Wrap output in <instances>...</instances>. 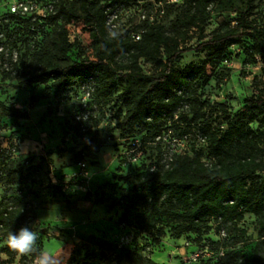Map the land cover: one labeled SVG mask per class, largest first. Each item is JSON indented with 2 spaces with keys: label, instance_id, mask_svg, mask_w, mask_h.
Listing matches in <instances>:
<instances>
[{
  "label": "rangeland",
  "instance_id": "obj_1",
  "mask_svg": "<svg viewBox=\"0 0 264 264\" xmlns=\"http://www.w3.org/2000/svg\"><path fill=\"white\" fill-rule=\"evenodd\" d=\"M160 1L130 0L128 5L117 7L108 18L109 32L132 37L145 21H150V16L170 30L175 15L183 9L182 0ZM224 1L210 0L206 8L209 18L202 34L190 28L184 47L196 46L226 23H237V15L230 7L239 9L242 5L239 0H233L231 6ZM37 3L38 24L19 27L8 22L4 6L0 5V101L27 109L25 118L0 115V204L6 217L5 223L0 224V258H9L11 264H33L34 254L19 256L6 245L9 231L28 226L40 233L37 248L61 254L63 264H69V257L73 258L70 264H112L117 255L127 252L141 256L147 261L143 260V264H223L226 252L236 254L241 264H264L260 258L264 243L260 242L252 214H245L236 230L228 228L229 222L220 226L212 219L211 230L202 237L186 234L178 239L168 232L171 221L162 217L160 223L167 228L158 244L153 243L149 233L135 228L131 220L119 221L121 210L109 208L108 203L129 192L130 186L115 175L137 172L140 162L157 167L165 163L171 149L162 146L158 152L153 145H145L135 137L138 147L129 151L133 136L121 124L124 108L119 97L126 83L124 71L115 78L107 102L92 93L89 79H76L58 93L49 80L26 89L16 86L32 55L49 41L61 22L53 10L42 8L38 0ZM166 3L175 6L159 17L158 5ZM263 18L264 0H259L248 20L260 25ZM67 27L69 38L78 40L71 57L77 52L91 55L90 39L81 24ZM242 42V46L233 45L227 50L226 61L208 67L202 80L201 100L209 105L225 102L230 115L242 110L244 97L264 87V62L257 56L247 57L244 48L250 42L247 38ZM204 57V52L186 51L174 66L200 65ZM139 66L145 74L158 73L154 64L143 59ZM32 95L39 99L29 107ZM78 122L82 124L76 132L73 128ZM251 126L259 135L264 134L263 127L258 128L255 123ZM261 146L264 149V140ZM259 175L264 180V170ZM54 186L59 192H54Z\"/></svg>",
  "mask_w": 264,
  "mask_h": 264
},
{
  "label": "trees",
  "instance_id": "obj_2",
  "mask_svg": "<svg viewBox=\"0 0 264 264\" xmlns=\"http://www.w3.org/2000/svg\"><path fill=\"white\" fill-rule=\"evenodd\" d=\"M38 1L42 8L53 10L54 17L61 22L49 41L32 55L16 86L26 89L49 80L58 93L76 79L81 82L89 79L92 93L107 102L115 78L124 71L126 83L119 97L124 108L121 124L133 136L128 143L129 151L132 153L138 147L135 137L145 145H153L158 152L162 146L171 149L165 163L157 167L140 162L137 172L115 175L130 186L129 192L108 203L109 208L121 210L119 221L131 220L135 228L149 233L153 243L158 244L167 228L160 223L162 217L171 221L168 232L178 239L186 234L202 237L211 230L212 219L220 226L229 222L228 228L236 230L244 215L252 214L256 217L260 242L264 243V180L259 175L264 170L261 146L264 134L259 135L251 126L255 123L264 128V87L244 97L242 110L235 115L228 113L225 102L209 105L201 100L207 68L226 61L227 50L233 45L242 46L243 38L250 42L244 48L247 57L257 56L264 62V18L260 25L248 20L249 12L259 0H239L242 8L230 7L237 15V23L220 26L194 47L183 45L190 28L202 34L209 18L206 8L210 0H182L183 9L175 15L170 30L157 18L153 23L145 21L136 31L140 33L138 40L126 33H110L107 23L117 7L128 5L130 0ZM232 1L224 2L231 6ZM174 6L166 3L159 8L164 14ZM3 8L8 22L15 27L37 25L40 20L39 14H12ZM67 24H81L90 39L91 55L77 52L71 57L78 48V40L69 38ZM190 50L205 53L201 64L175 67L180 55ZM140 59L154 64L158 73H143ZM38 99L30 96L29 107ZM0 115L25 118L27 109L0 101ZM81 124L78 122L73 129L79 132ZM198 133L206 143L208 161L202 160ZM184 135H187L184 148L174 150L171 141ZM59 190L54 186V192ZM144 205L146 210L142 209ZM5 221L0 204V224ZM235 255L226 252L223 264H241ZM260 258L264 260V255ZM72 260L69 257L68 263ZM143 260L127 252L117 255L112 264H143ZM0 264L11 263L9 258H0Z\"/></svg>",
  "mask_w": 264,
  "mask_h": 264
},
{
  "label": "clouds",
  "instance_id": "obj_3",
  "mask_svg": "<svg viewBox=\"0 0 264 264\" xmlns=\"http://www.w3.org/2000/svg\"><path fill=\"white\" fill-rule=\"evenodd\" d=\"M40 233L28 226L21 227L18 231H9L6 237L7 247L19 256H32L33 264H63L61 254L50 253L37 248Z\"/></svg>",
  "mask_w": 264,
  "mask_h": 264
},
{
  "label": "built area",
  "instance_id": "obj_4",
  "mask_svg": "<svg viewBox=\"0 0 264 264\" xmlns=\"http://www.w3.org/2000/svg\"><path fill=\"white\" fill-rule=\"evenodd\" d=\"M173 0H166V2H172ZM0 3L8 10L9 13L12 14H20V15H26V14H40V7L36 1L33 0H0ZM159 4L161 1L158 2ZM50 8L51 6L48 5ZM159 7H162L161 5H158ZM163 14V9L161 8L159 11V17ZM111 16V15H110ZM155 21V18L153 16H150V23H153ZM109 22V21H108ZM107 22V23H108ZM132 38L135 40H138L140 38V33L136 32L132 34ZM2 47H0L1 49ZM187 139V135H184L180 139H173L172 146L174 147V150H179L180 147L184 148V142ZM196 139L198 141V148L202 150L203 153V161H208V151L206 147V143L204 142V139L200 136V134H196ZM132 159H136V156H133Z\"/></svg>",
  "mask_w": 264,
  "mask_h": 264
}]
</instances>
